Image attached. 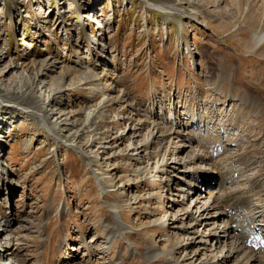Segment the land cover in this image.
Returning a JSON list of instances; mask_svg holds the SVG:
<instances>
[{
	"label": "rangeland",
	"instance_id": "obj_1",
	"mask_svg": "<svg viewBox=\"0 0 264 264\" xmlns=\"http://www.w3.org/2000/svg\"><path fill=\"white\" fill-rule=\"evenodd\" d=\"M262 31L264 0H0V264H257L208 197L254 175L264 198Z\"/></svg>",
	"mask_w": 264,
	"mask_h": 264
},
{
	"label": "bare ground",
	"instance_id": "obj_2",
	"mask_svg": "<svg viewBox=\"0 0 264 264\" xmlns=\"http://www.w3.org/2000/svg\"><path fill=\"white\" fill-rule=\"evenodd\" d=\"M152 7L154 6V7H157V8H159V9H161V10H163V11H166V12H173L174 11V6H172V5H164V4H158V5H156V4H150ZM264 42V31H262V32H260V33H253L251 36H250V39L248 40V48L250 49V48H252V47H257V46H259L261 43H263ZM33 78H36V76L34 75V77ZM22 86V85H21ZM19 90V89H18ZM219 90V89H218ZM217 90V91H218ZM31 88L29 87V89H28V91H24V92H21V93H19V94H16V97H14V98H11V97H9V95H7V94H5L4 96L6 97V98H8V99H6L5 101H11V100H13V101H15V103H16V105H19V104H23L22 102L24 101V102H26V103H28V102H32V99H30V94H31ZM33 91V90H32ZM33 98V97H32ZM2 99V98H1ZM0 99V100H1ZM33 99H35V101H36V103H38L39 105H42L41 103H44V102H48L49 104L51 103V98L50 99H48V100H40V99H37V98H33ZM25 108V107H24ZM32 109H34L33 111H38V110H36V107H32ZM93 114V111H88V113H87V117L89 118L91 115ZM52 126L53 127H55L56 126V124H52ZM167 130V129H166ZM167 131H169V130H167ZM175 131V130H174ZM169 132H171V131H169ZM210 138V137H209ZM206 139L205 141H204V143H200L199 141H197V147H199V148H204V147H206L207 145V147H213L214 145H222L221 144V141H220V139L218 138V137H213L212 139ZM205 144V145H204ZM223 146V145H222ZM212 151H211V157H212ZM199 156V154H197V153H193V154H191V155H189L188 156V162L189 163H191V162H204L206 159L203 157V156H201L200 158H199V160L197 159V157ZM233 157H235V158H232L231 156H230V158L232 159V161L234 162V163H238V164H240V165H244V166H248L247 165V161H248V154H246V153H243V154H237V155H235V156H233ZM229 158V157H228ZM227 160H229V159H227ZM231 161V162H232ZM231 162H230V164H231ZM230 164H227V165H225L224 167H227L226 169H228L229 171L232 169V165H230ZM233 164V163H232ZM211 165V164H210ZM235 168V167H234ZM248 168V167H247ZM193 170L195 169V168H192ZM227 170V171H228ZM236 171V170H235ZM223 172V171H222ZM225 174L227 175V177H231V176H229L226 172H225ZM231 175H232V173H231ZM256 175V174H255ZM205 177H206V175H204ZM220 176V175H219ZM223 176V175H222ZM221 177V176H220ZM225 178V180H227L228 178ZM255 177L256 176H250L249 178H247V180H248V182H249V186L248 187H243V186H241V185H238V181L237 180H234V179H231V181H232V184L233 185H231V187H228L230 190L229 191H226L225 190V192H223L224 193V196H223V198H220V197H218V196H214V195H211V196H209L208 198H211L212 199V203L213 204H211V207H214L215 208V206H217V207H219V208H222L223 209V212L220 214V213H218V214H216V217H218V216H220L221 217V219H222V221H224V218H226V220H225V225H227V227L229 226V228L230 227H233L232 225L234 224V223H236V226L237 227H239L240 228V230L237 232V233H233L232 231H233V229H232V233H230V232H227L225 229H224V232H225V234H226V232H227V234H226V237H227V240H232V242H233V246H232V248H229L230 250H228V252H226V253H230L231 252V255L232 256H234V257H236V256H242V258L243 259H245V261L246 262H248V261H251V260H254L257 264H264V255H261V253L262 252H260V249L258 250V251H253V250H251V249H249L248 247H246V245H245V237H246V234H245V231H246V229L248 228V227H250V225H251V229H253L254 227H256L257 226V229H256V231H255V233H259V232H261V231H263L264 232V228L263 227H260V226H258L257 224H256V222H253V223H251L250 221V218H248V219H244V217L241 215V211L240 210H242L243 208H246L245 207V205L247 204V203H253V205H255L256 206V209H260L258 212L260 213V216H264V198L262 199L261 197H260V191L257 189V188H255L256 187V181L254 180L255 179ZM209 178H211L210 176H209ZM222 179V178H221ZM259 180V179H258ZM255 181V182H254ZM222 182V181H221ZM241 184V183H240ZM226 185V184H225ZM253 188H255V189H257L256 191L255 190H253ZM255 191V192H254ZM235 197V198H232V197ZM234 201V202H236L235 203V206H228V204L226 205V204H223V202L224 203H226L227 202V200H231L230 198ZM194 206H196V204L194 205ZM207 209V208H206ZM205 209V210H206ZM213 209V208H212ZM204 210V211H205ZM247 210V209H246ZM250 210V209H249ZM191 211V210H190ZM228 211H233V214L232 215H229L228 216ZM235 211V212H234ZM240 211V212H239ZM192 212V211H191ZM237 212V213H236ZM239 212V213H238ZM249 213V212H248ZM234 214H237V215H241L242 216V218L241 219H236V218H234ZM257 214V213H256ZM200 216H204V217H206V216H208V212L207 211H205L204 213H201L200 214ZM3 217V216H2ZM1 216H0V227H2L3 229V231L4 230H6V229H8L9 228V220H8V217H6V218H2ZM215 218V217H214ZM251 219H253V221H255L254 220V217L253 216H251ZM209 220H211V218L210 219H208V218H205L203 221H205L206 223H209ZM114 221L117 223V221H116V219H114ZM109 227V226H108ZM119 227L120 226H115V223H114V225L113 226H111V227H109L112 231H114V233L117 231V230H119ZM228 229V228H227ZM10 230V229H9ZM213 230H211V232H212ZM1 236H2V233H0V244H1V242H2V238H1ZM6 236H7V241L5 242V244H6V248L4 249V250H2L3 252L0 254V257L1 256H8L9 255V257H12V255H14V250L13 249H11V248H8V247H10L11 246V242L12 241H14V235L13 234H6ZM209 236H210V239H211V241L213 242V243H215V244H218V242L220 241L219 240V236L216 234V232H213V233H209ZM18 239V235L16 234V240ZM179 243L180 242H177V243H175L174 245H173V247H175V246H179ZM149 249L150 250H147L146 252H144V254L146 255V258H147V261H149V260H153V258H155L156 256H157V254L155 253V252H153L154 250H152V248H150L149 247ZM172 249V248H171ZM157 252V251H156ZM220 252H223V251H220ZM216 254L215 255H213L212 256V258L214 259V258H216ZM226 257H228V254H224L223 255V258H226ZM12 259L14 260V257H12ZM227 259V258H226ZM16 262H22V261H20V260H16ZM151 262V261H150ZM245 263V262H244ZM157 264V263H156ZM161 264H176V262L173 260V258L172 257H170L169 259H167V260H165L164 262H162Z\"/></svg>",
	"mask_w": 264,
	"mask_h": 264
}]
</instances>
